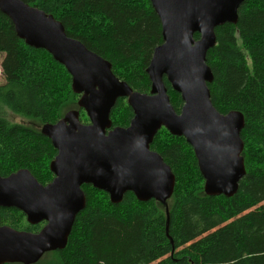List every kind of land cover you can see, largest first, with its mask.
Segmentation results:
<instances>
[{"label": "trees", "instance_id": "16d2710c", "mask_svg": "<svg viewBox=\"0 0 264 264\" xmlns=\"http://www.w3.org/2000/svg\"><path fill=\"white\" fill-rule=\"evenodd\" d=\"M61 22L66 33L112 64L114 74L134 90L149 93L146 69L163 43L162 25L150 0H22ZM237 25L216 28L217 43L207 54L214 81V107L239 111L246 175L233 197H210L192 147L183 137L161 129L151 145L176 177L166 207L139 201L127 193L119 204L109 195L83 186L85 209L77 216L64 250L47 253L37 264H264V0H245ZM200 38L199 34L195 39ZM4 55L0 105L40 128L11 123L0 116V177L29 170L43 185L54 178L57 155L41 127L77 110L66 68L42 49L26 45L0 11V56ZM176 112L183 101L164 79ZM133 111L119 99L111 112L113 127H128ZM0 225L39 232L16 208H0Z\"/></svg>", "mask_w": 264, "mask_h": 264}, {"label": "water", "instance_id": "95a60500", "mask_svg": "<svg viewBox=\"0 0 264 264\" xmlns=\"http://www.w3.org/2000/svg\"><path fill=\"white\" fill-rule=\"evenodd\" d=\"M245 0H150L162 25L163 43L146 69L149 93L134 90L113 72L112 64L70 37L64 25L22 0H0V11L26 45L47 51L72 77L80 95L77 110L69 111L41 133L57 150L51 182L41 184L29 170L0 177V208H16L37 232L0 225V264H37L46 253L66 248L77 216L87 205L83 186L104 191L113 204L133 193L141 202L156 200L166 207L176 177L163 157L151 150L165 128L183 137L194 150L210 197H233L246 175L245 119L241 112L221 114L213 105L209 84L214 75L207 54L217 43L216 28L237 25ZM199 34L200 38L195 39ZM180 94L176 112L164 79ZM119 99L133 111L128 127H113L111 112Z\"/></svg>", "mask_w": 264, "mask_h": 264}, {"label": "rangeland", "instance_id": "374dc122", "mask_svg": "<svg viewBox=\"0 0 264 264\" xmlns=\"http://www.w3.org/2000/svg\"><path fill=\"white\" fill-rule=\"evenodd\" d=\"M3 57H4V55L2 54L0 56V85L5 84V78L3 75L4 73H3V66H2V62L4 61ZM0 116L5 117L11 123L26 124L29 126H33L34 128H40V126L37 122L21 118V117L15 115L13 112H11L6 107H2L1 105H0ZM46 262H47V260H45L44 262L42 261L39 264H46Z\"/></svg>", "mask_w": 264, "mask_h": 264}, {"label": "bare ground", "instance_id": "6f19581e", "mask_svg": "<svg viewBox=\"0 0 264 264\" xmlns=\"http://www.w3.org/2000/svg\"><path fill=\"white\" fill-rule=\"evenodd\" d=\"M241 6H242V5H241ZM33 7H34V6H33ZM5 16H6V15H5ZM16 35H17V34H16ZM80 119H81V118H80ZM41 129H42V127H41ZM72 230H73V229H72ZM71 233H72V232H71ZM69 238H70V237H69ZM64 249H65V248H64ZM64 249H63V250H64ZM49 253H50V252H49ZM46 254H47V253H46ZM46 254H45V255H46ZM45 255H44V256H45ZM44 256H43V257H44Z\"/></svg>", "mask_w": 264, "mask_h": 264}]
</instances>
